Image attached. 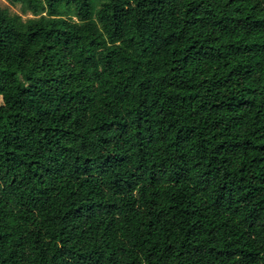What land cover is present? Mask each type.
I'll return each mask as SVG.
<instances>
[{
	"label": "trees",
	"instance_id": "16d2710c",
	"mask_svg": "<svg viewBox=\"0 0 264 264\" xmlns=\"http://www.w3.org/2000/svg\"><path fill=\"white\" fill-rule=\"evenodd\" d=\"M0 4V264H264V0Z\"/></svg>",
	"mask_w": 264,
	"mask_h": 264
},
{
	"label": "rangeland",
	"instance_id": "374dc122",
	"mask_svg": "<svg viewBox=\"0 0 264 264\" xmlns=\"http://www.w3.org/2000/svg\"><path fill=\"white\" fill-rule=\"evenodd\" d=\"M0 4L4 5V6L8 5L11 9H13L15 11H18V12L21 11L20 7L18 5H13L7 0H0ZM0 103H2V97L1 96H0Z\"/></svg>",
	"mask_w": 264,
	"mask_h": 264
}]
</instances>
